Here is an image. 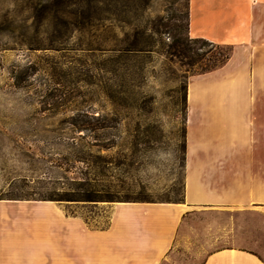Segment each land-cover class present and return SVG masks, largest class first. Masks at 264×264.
Instances as JSON below:
<instances>
[{"label":"rangeland","instance_id":"1","mask_svg":"<svg viewBox=\"0 0 264 264\" xmlns=\"http://www.w3.org/2000/svg\"><path fill=\"white\" fill-rule=\"evenodd\" d=\"M186 21L187 0H0V197L90 192L94 200L77 201L98 225L108 199H181L188 76L228 50L201 45L205 58L189 64L195 54L175 45ZM118 48H143L121 62V78L102 64ZM235 103L190 136L236 141ZM254 107L263 124L264 97ZM225 219L227 229L236 222L235 243L264 261V220L249 211Z\"/></svg>","mask_w":264,"mask_h":264},{"label":"crops","instance_id":"2","mask_svg":"<svg viewBox=\"0 0 264 264\" xmlns=\"http://www.w3.org/2000/svg\"><path fill=\"white\" fill-rule=\"evenodd\" d=\"M187 14L190 37L232 51L188 76L181 199L106 202L101 225L83 217L81 201L0 199V264H264L225 219L249 211L264 220V123L254 107L264 97V0H187ZM226 100L237 102L236 141H195L193 126L222 119Z\"/></svg>","mask_w":264,"mask_h":264},{"label":"trees","instance_id":"3","mask_svg":"<svg viewBox=\"0 0 264 264\" xmlns=\"http://www.w3.org/2000/svg\"><path fill=\"white\" fill-rule=\"evenodd\" d=\"M98 1H100V0H96V2H98ZM95 7L97 8V5H95ZM186 26L188 29V14H187ZM176 44H183L182 48L185 50V52L188 51V52H193V54H195L194 56H192L191 61L188 62L189 64H192V65L197 63L198 61H200L202 58H205V55H202L205 53L197 52V49L201 45H205V46L209 47V49L207 50L206 53H208V52H210L213 49H216L218 47L220 48L221 45H227L228 50L226 52H224V53L219 52V56H209V57L205 58V62L199 68V70H197V73L206 72V71L212 70V69L224 64L226 62V60L229 58L231 51H232L231 45L214 43V42H211V41L204 39V38H192L189 35H187L185 37V39H180V38L175 39V45ZM133 50H139L140 51V50H143V48L113 49L112 52H110V54L104 59V61L102 63L104 68H106L109 72H111L115 78H118V77L121 78V76H123V74L119 71L120 64L126 58H129V57L137 54ZM119 90H121V88ZM182 101H183V103H185V93L182 97ZM96 119L99 121L98 128L104 129L108 126V123H107L108 121H107L106 116H99V117H96ZM83 182H84L83 184H88V185L90 184V181H87V180H85ZM92 196L93 195L90 192H88L82 197L83 199H81V197L79 199H70V198L67 199V198H63V197H39V198L0 197V199L13 198V199H44V200H94ZM108 200L114 201L113 199H108Z\"/></svg>","mask_w":264,"mask_h":264}]
</instances>
